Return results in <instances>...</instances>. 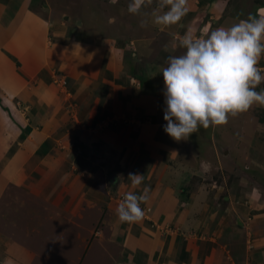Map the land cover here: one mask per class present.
Segmentation results:
<instances>
[{"label":"crops","instance_id":"0c3cea01","mask_svg":"<svg viewBox=\"0 0 264 264\" xmlns=\"http://www.w3.org/2000/svg\"><path fill=\"white\" fill-rule=\"evenodd\" d=\"M67 1L55 5L57 0H0V264H55L33 246L42 232L35 222L37 206L49 221L75 227L84 244L75 264L84 261L94 239L106 250L110 264H264L263 197L248 196L243 202L238 179L233 180L234 190L205 179L213 161L194 151V140L176 141L161 128L159 89L153 111L146 116L153 123H130L120 115L143 109L141 80L135 62L128 67L126 54L134 50L142 58L148 44L154 45L150 36L127 40L120 33L104 35L96 13L92 20L81 15L84 21L75 26ZM187 8L180 22L156 31L168 39L155 42L159 49L150 54L156 55L153 62L160 68V89L167 58L185 51L179 47L180 37L191 31L204 38L219 27L229 28L255 16L264 0H187ZM259 66L264 67V54ZM261 89L264 82L256 91ZM99 92L105 106L96 102ZM71 103L85 125L99 110L104 121L102 114L122 109L120 120L116 117L117 124L101 131L86 130L70 117ZM142 112L138 115L144 119ZM249 125L251 148L261 145L255 151L264 156V122L257 117ZM75 141L87 155L73 147ZM108 148L120 156L117 176L99 175L101 169L95 173L90 167L95 154L87 151L106 156ZM78 156L87 166L75 163ZM256 167L264 170V164ZM129 173L141 174L142 183L134 187ZM100 177V187L109 184L120 196L148 189L147 202L140 204L141 221H119L120 202L93 188ZM74 204L79 215L69 212ZM91 208H97L96 224L104 221L107 229L92 226L87 233L91 241H86L81 221Z\"/></svg>","mask_w":264,"mask_h":264},{"label":"rangeland","instance_id":"374dc122","mask_svg":"<svg viewBox=\"0 0 264 264\" xmlns=\"http://www.w3.org/2000/svg\"><path fill=\"white\" fill-rule=\"evenodd\" d=\"M62 1L66 2L67 0ZM129 3L130 0H116L115 3H112L111 0H68L67 4H65L69 9L68 12L70 13V15H72L73 25L75 24V26L78 21H84L86 14L89 20H92L93 14L96 13L99 16L98 21L100 22V24H102V26H100L99 28L100 33L104 35L108 34L111 36H113L115 33H120L123 34L122 39L127 40L131 38L139 39L141 35L150 36L151 42H153L154 44L153 46H150V44H148V51L142 56V58L136 56L137 54L134 50L132 51L133 53H130L131 50L129 51L128 49L126 54V62L128 64V67L131 68V65L133 64V62H135L137 68V77L141 80V95L145 99L144 102L139 106L143 108V112L141 110L137 111V109H139L137 107V109L135 108L136 110H123L124 112H121L122 109L117 111L111 110L112 112L110 113L102 114L103 116H105V120L102 121L101 117L99 116L102 110H99L93 117L91 115V118L89 120L91 121V123L87 122L88 125H85L79 115L77 105L71 103V109L69 110L70 117H76L75 125L78 123L84 124L85 127L81 124L77 126H82L86 130L96 129L98 131H101L103 130V128H107L106 126L110 125L109 123H114V125L115 123L117 124V121L120 120V117L118 115L120 114L119 112L124 113L120 115L122 117L123 115L125 117H128L127 122L130 123H136V121H139L138 124L141 125L142 123H145V121L150 122V119L153 123V119L151 117L146 118V116H148L149 113L153 111V100L157 95L156 90L158 89L161 93V96L160 105L157 108V116H159V121L163 122L161 128H163V125L166 124V121L163 118V109L165 108V97L163 94L165 87L164 80L162 77H160V84H162L160 89L157 81V76L159 75L160 68L156 63H154L156 55H150L152 54V51L154 49H159L155 42L166 43V41L168 40L165 35L156 33L158 26L152 23L153 12H160L157 8L158 2L156 0H152L151 5H147L141 9L140 15H133L128 12ZM56 4H59V0H57L55 5ZM80 10H82V12H80ZM81 15H85V17ZM110 17H115L114 23H109ZM142 20L147 21L146 26H141ZM104 23H106V25ZM93 25L94 24L91 21L87 23V26L89 27H92ZM82 30L84 29L82 28ZM173 47H175V44H173ZM134 56L136 57L134 58ZM144 75H146V77H144ZM98 100L99 102L101 100L102 103L104 101L101 93L98 94L96 102H98ZM253 106L254 108L251 107L249 110L239 113L236 116L229 115L228 122L224 125H210L208 128L200 127L196 133H192L188 137V141L194 140L196 142L195 146L197 147H193L194 151H196L200 157L208 158L214 163L212 167L208 168V173L205 179L208 180L210 184H219L220 182H223V186L225 184L226 186H228V188L231 186L230 188H232V190H234L235 188L233 187V180L238 179L239 184L241 183V185H239V189H237V191H241L240 197L243 199V202L248 200V196H251V199H254V195L263 197L264 199V170L260 171V169L256 167L258 166V163L264 164V156L256 152L259 151L261 145L260 147L256 146V148H251V139L253 133L251 125H249L251 121L257 120V117L260 114L259 108L261 107L256 104H254ZM138 112H142V114L144 115V119H141V117L138 115ZM116 117L117 121H115ZM96 119L99 120L96 122ZM155 120H157L156 117ZM219 138L220 140H218ZM238 143L239 148H236ZM212 148L216 149L214 153H212ZM90 150L87 151L90 156H93L95 154L93 158L94 163L90 166L93 172L96 173L97 171H99V169H101V173H99V175H102V173L106 174V176H109L110 173H114L115 176L120 174L121 171L118 164L120 156L117 154L116 150L108 148L106 156L100 155V152L98 153V151H94L93 153ZM83 153L87 155L86 152ZM213 154L215 156L217 154V156L215 157ZM107 170H109V172H107ZM100 179L101 177L95 180L93 188L96 190V192L102 193L103 191V193L107 194L113 199H117L121 203L124 195L120 196V193L116 194L112 190V188H110L111 185L109 186L108 182L106 183L108 185L101 183L100 187ZM192 179L194 180V178H191V180ZM58 184L61 185V183H57V185ZM235 195L237 196V194ZM54 197H56V195ZM261 204V206H264L263 201ZM69 212L78 214V211L75 210V204L71 206V210ZM88 212L89 214L86 215V219H83L81 221L83 229L80 230V233L83 234L86 239H88L86 241H91L89 240L91 237L87 233L92 226H94V229L99 228L104 231L107 228L104 226V221H99L98 224H96L95 218L98 214L97 208L94 209V211L92 210V208L88 209ZM45 213L47 214L46 211H42L41 208H38V206L34 208V214L36 215L35 222L37 224V227L42 229V232L38 238L33 239V246H36V250L38 251V253L49 255V257L52 259V262L54 261L55 264H75L77 261L76 258L80 257V253L82 252V248L84 245L81 242V238L76 233L75 227L71 225V228L68 226L67 229L64 226V221H49L48 219L44 218L43 215H45ZM99 237V235L98 237L96 236V238ZM92 243L93 244L91 245V247L87 250L84 261H82V259L80 258L77 264H110L109 258H107V252L102 248L101 243L97 242L95 239L92 240ZM38 261L40 260L38 259ZM111 264L114 263L112 262ZM118 264L120 263L118 262Z\"/></svg>","mask_w":264,"mask_h":264},{"label":"clouds","instance_id":"9594fccd","mask_svg":"<svg viewBox=\"0 0 264 264\" xmlns=\"http://www.w3.org/2000/svg\"><path fill=\"white\" fill-rule=\"evenodd\" d=\"M115 3L116 0H111ZM152 0H130L128 12L140 15ZM160 12H153L157 26L177 24L186 15L187 0H158ZM167 11H163L164 9ZM115 17L109 18L114 23ZM147 21L142 20L141 26ZM183 54L169 56L161 72L164 80L163 130L174 140H187L199 128L219 126L254 104L264 106V67L259 66L264 54V8L229 28L219 27L204 38L191 31L179 38ZM134 187L142 183V175L129 173ZM148 189L137 195L127 193L116 208L122 223L139 222L144 217L140 204L147 202Z\"/></svg>","mask_w":264,"mask_h":264},{"label":"trees","instance_id":"16d2710c","mask_svg":"<svg viewBox=\"0 0 264 264\" xmlns=\"http://www.w3.org/2000/svg\"><path fill=\"white\" fill-rule=\"evenodd\" d=\"M137 74V73H136ZM260 109V114H259V116H258V120L260 121V122H264V107H261V108H259ZM73 147L75 148V147H78V148H80L81 150H82V152H86V151H84L85 149H84V146L82 145V144H80L79 142H77V141H75V142H73ZM82 152H81V154H82Z\"/></svg>","mask_w":264,"mask_h":264},{"label":"water","instance_id":"95a60500","mask_svg":"<svg viewBox=\"0 0 264 264\" xmlns=\"http://www.w3.org/2000/svg\"><path fill=\"white\" fill-rule=\"evenodd\" d=\"M75 163L78 165V166H84L85 164H87V162L86 161H84V159L81 157V156H78L77 158H76V161H75Z\"/></svg>","mask_w":264,"mask_h":264}]
</instances>
